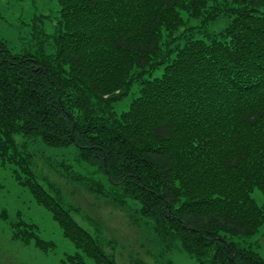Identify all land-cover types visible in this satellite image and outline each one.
Instances as JSON below:
<instances>
[{
  "label": "trees",
  "instance_id": "obj_1",
  "mask_svg": "<svg viewBox=\"0 0 264 264\" xmlns=\"http://www.w3.org/2000/svg\"><path fill=\"white\" fill-rule=\"evenodd\" d=\"M225 1L55 0L51 33L44 16L32 19L35 51L14 55L0 38V162L80 250L59 264L116 262L104 249L111 241L35 180L30 140L74 147L105 180L89 190L119 207L136 203L167 250L178 243L200 263L264 264L229 240L264 226L253 198L264 197V0ZM222 17L225 28L208 34ZM186 20L199 22L203 39L186 34ZM36 234L13 239L55 248Z\"/></svg>",
  "mask_w": 264,
  "mask_h": 264
},
{
  "label": "rangeland",
  "instance_id": "obj_2",
  "mask_svg": "<svg viewBox=\"0 0 264 264\" xmlns=\"http://www.w3.org/2000/svg\"><path fill=\"white\" fill-rule=\"evenodd\" d=\"M36 16L45 17L44 23L40 24L51 33L59 16L55 0H0V38L12 54L35 51L30 39V25ZM227 24V18H219L206 27L207 33L219 32ZM199 25L196 20H186L185 27L192 29L186 34L192 33L195 39H203L204 30ZM182 30L176 35L179 36ZM182 44L183 40H177L172 48ZM161 73L162 69H158L150 78L160 77ZM130 101L128 98L124 105H129ZM15 140L18 146L24 142L20 135H16ZM27 142L26 148L28 145L31 155L30 169L35 180L63 208L70 210L71 217L80 226L93 235L100 233L105 241H111V245L104 249L116 264H206L188 256L178 243L170 250L163 247L156 240L151 224L140 219L136 213V203L130 201L126 206L119 207L106 199L97 198L89 187L100 179L103 183L105 180L101 177L97 179L93 169L78 160L74 147L53 149L44 147L38 140ZM14 169V166H4L0 162V264H59L66 256L81 253L63 236L51 214L38 206L27 188L15 179ZM253 198L259 205L264 204V197L259 192L255 191ZM18 230H32L44 241L53 242L55 248L44 252L32 243L25 245L14 240ZM229 240L252 248L264 258V226L249 238L232 237ZM85 261L92 264L89 259L85 258Z\"/></svg>",
  "mask_w": 264,
  "mask_h": 264
}]
</instances>
